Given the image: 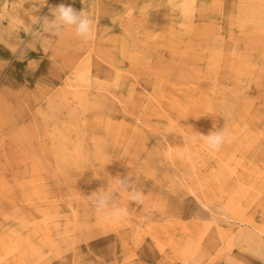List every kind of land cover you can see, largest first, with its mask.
<instances>
[{"label": "rangeland", "instance_id": "374dc122", "mask_svg": "<svg viewBox=\"0 0 264 264\" xmlns=\"http://www.w3.org/2000/svg\"><path fill=\"white\" fill-rule=\"evenodd\" d=\"M0 264H264V0H0Z\"/></svg>", "mask_w": 264, "mask_h": 264}, {"label": "clouds", "instance_id": "9594fccd", "mask_svg": "<svg viewBox=\"0 0 264 264\" xmlns=\"http://www.w3.org/2000/svg\"><path fill=\"white\" fill-rule=\"evenodd\" d=\"M33 2L35 3L36 0H33ZM51 12L53 19L43 17L37 18L34 22L35 25H39V30L48 34L49 37H59L63 28L71 27L74 29L75 35L84 41H90L95 38L93 20L84 11L77 12L71 4L61 3L51 9ZM200 138L211 151L219 150L225 142H231L234 139L224 128L211 131L207 135L200 134ZM176 155L179 159L187 158V154L184 152H179ZM121 190L129 193L130 202L136 205H143L144 193L136 189L132 177L128 175L122 178L117 177L115 188L108 187L107 190L96 191L89 196L96 211L102 213V218L107 222L123 220L129 215L126 207L115 206L118 192Z\"/></svg>", "mask_w": 264, "mask_h": 264}]
</instances>
